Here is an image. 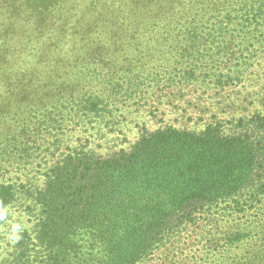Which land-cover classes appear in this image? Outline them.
<instances>
[{
    "label": "trees",
    "instance_id": "16d2710c",
    "mask_svg": "<svg viewBox=\"0 0 264 264\" xmlns=\"http://www.w3.org/2000/svg\"><path fill=\"white\" fill-rule=\"evenodd\" d=\"M0 16V223L27 220L0 264H264V0ZM127 123L135 139L103 149Z\"/></svg>",
    "mask_w": 264,
    "mask_h": 264
},
{
    "label": "rangeland",
    "instance_id": "374dc122",
    "mask_svg": "<svg viewBox=\"0 0 264 264\" xmlns=\"http://www.w3.org/2000/svg\"><path fill=\"white\" fill-rule=\"evenodd\" d=\"M75 8V6H74ZM82 15V13H78V16L80 17ZM2 18V16H0ZM3 19V18H2ZM12 48L13 50H16L18 55L19 56H13V55H10V56H4L5 59H17V58H22L25 61V64L27 65H33L34 64V59L36 58L35 55L32 53H26V54H22L21 51H20V48L21 46L20 45H12ZM66 48L68 49L69 48V45L66 44L65 45V48H63V50L65 51ZM31 54V55H29ZM3 57V56H1ZM70 57H73L74 56H70ZM69 57V58H70ZM4 59V60H5ZM72 59V58H71ZM112 60V58H111ZM119 62V61H118ZM69 62L65 63L63 62V59L61 60V65H56L54 67V70L56 72V70L58 69L59 66H61L59 69L60 70H65V68H67V73L66 74H73L72 77L74 76H80V73L78 71V68L76 67V63L75 65L71 68V66H69L68 64ZM116 64V62H115ZM121 63L119 62L118 65H120ZM117 65V66H118ZM16 66H13L9 69L13 70L16 74V78L17 76L20 75L21 73V68H19L18 70H16ZM3 67H1V64H0V76H3V74L1 73V71H4ZM72 77L69 78V80L72 79ZM82 82H84V80H82ZM2 81L0 80V86H2ZM83 84V83H82ZM87 84V83H86ZM87 86H90V84H87ZM0 91H3L4 92V88H1ZM2 97H4V94H2ZM135 122V121H134ZM127 127H121L120 128V131H117V132H110L107 134V137H114L113 141H109L108 143H104L102 145V148L105 149V148H112L114 146H123L124 144H126L128 141H132L133 139H135V137L137 136V132H136V127L133 126L134 123H127ZM147 124H150V127L152 126H155V124L150 120H148ZM117 137V139L115 138ZM119 139V140H118ZM106 150V149H105ZM10 214L6 217H4L5 219L3 221H1L0 223V259L1 257L3 256V253H4V249H5V246H6V241L10 238L11 233L14 231V229L12 228L15 224H21V225H26V217H24L23 215H21L18 211V209L16 210H10Z\"/></svg>",
    "mask_w": 264,
    "mask_h": 264
}]
</instances>
